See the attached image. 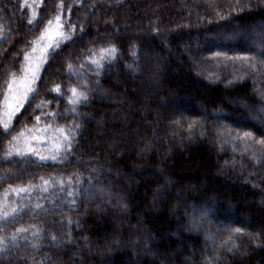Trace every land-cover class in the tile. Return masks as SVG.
<instances>
[{
    "label": "trees",
    "instance_id": "trees-1",
    "mask_svg": "<svg viewBox=\"0 0 264 264\" xmlns=\"http://www.w3.org/2000/svg\"><path fill=\"white\" fill-rule=\"evenodd\" d=\"M57 16L5 132L8 86ZM261 140L264 0H0V264H264Z\"/></svg>",
    "mask_w": 264,
    "mask_h": 264
},
{
    "label": "rangeland",
    "instance_id": "rangeland-1",
    "mask_svg": "<svg viewBox=\"0 0 264 264\" xmlns=\"http://www.w3.org/2000/svg\"><path fill=\"white\" fill-rule=\"evenodd\" d=\"M60 23H57V21H52V24H48L47 28L44 30V32L42 33V35L37 38L34 42V44L32 45V47L27 51L26 55H27V59H25V65L23 70L21 71V73L18 76H15L9 86L8 89L6 91V95L4 98V103L2 106V119L3 122H7L10 123V121L12 120V118L14 117V115L17 113L15 112L14 114H12L14 112V109L18 106L17 101H22L23 105L26 102L23 98L25 93H28L27 95V99L30 95L31 92H29V89H34V85L38 76V73L44 63V61L47 58L48 52L50 50L51 47H48L50 44H54L56 42V38H57V33L60 32ZM255 33V31H253ZM25 55V56H26ZM247 58H244V61H246ZM242 65V64H241ZM245 66H247L246 64H244ZM246 74V71L241 72V75ZM21 109V108H20ZM10 117V118H9ZM243 139H233V142H236L235 144H240L242 143ZM245 141V140H244ZM242 143V145L244 144L245 150L243 152V156H246L249 152L248 148L249 146L248 143L250 141L244 142ZM252 143V142H250ZM225 145H229L232 146L233 144H231L228 141H224ZM239 146V145H237ZM237 146H234L236 151L237 150ZM192 226L190 227L189 230H193L196 232H201L202 236L204 237L205 240L211 239L209 238L208 234L206 233V226L204 227V225H201L202 221L200 220H192Z\"/></svg>",
    "mask_w": 264,
    "mask_h": 264
},
{
    "label": "snow or ice",
    "instance_id": "snow-or-ice-1",
    "mask_svg": "<svg viewBox=\"0 0 264 264\" xmlns=\"http://www.w3.org/2000/svg\"><path fill=\"white\" fill-rule=\"evenodd\" d=\"M55 19H56L57 23H59L60 17L57 16ZM31 22L32 21H29V23H31ZM48 23L49 24H52V21H49ZM59 26H60V28L63 27L62 24H60ZM72 31H75V29H72ZM57 35H61L62 36V33L58 32ZM70 39H71L70 36L63 37V40L64 41H67V40H70ZM48 47L58 48L59 47V43H56L55 45L50 44ZM114 52H115V48L101 50L102 58H103V53H107L109 56H111ZM25 59H27V55L25 56ZM92 63L97 64L98 67L100 66L99 65V61H92ZM34 91H35V89H31V88L29 89V92H34ZM52 91L58 93L60 91V89H59V87H57L56 89H53ZM73 92L75 94V90H73ZM27 95H28V93H25V95H24V98L23 99L25 101L27 100ZM80 99H81L80 97H77L76 99H73L71 101V103L72 104L80 103ZM83 99L86 100L87 97L84 96ZM17 104H18V106L14 109V112L12 114H14L15 112H19L20 108L23 107V102L22 101H17ZM41 106L42 105H37V107H41ZM48 115H54V113H48ZM36 121H37V123H39L40 117H36ZM9 127H10V124L9 123L5 122L3 124V129H4L5 132H7V130H8ZM28 131H31V130L29 129ZM57 131L61 134V136L63 138V141H64V144L63 145H57V152H59L62 149L66 154L70 153L71 152V148H72V138H73V136L75 134L74 131H72L71 129L69 131H65L64 128H59ZM21 135H23V133H21ZM250 135H251L250 133H244V136L243 137H239V139H244L245 137H249ZM258 143L264 144V140L258 141ZM28 152H30L32 154H35V155H38V153L35 152V149H32V148H29L28 149ZM16 154L23 156V155H26L27 153H25L23 151H20L18 149L17 152H16ZM7 155L8 156H11V155H13V153L11 151H9L7 153ZM39 158L41 160L52 159L53 161H55V160L58 159V156L57 155H53L51 157L40 156ZM45 184H47V181H45ZM26 190L27 189H21V191H26ZM45 190H47V189H45ZM69 195H72V193H69ZM13 211H15V209ZM4 215H5V217H7L8 213H5ZM19 231H27V229H20ZM234 231L237 232V233H239L241 230L240 229H235ZM229 239H231V238H229ZM0 243H2V241H0Z\"/></svg>",
    "mask_w": 264,
    "mask_h": 264
}]
</instances>
